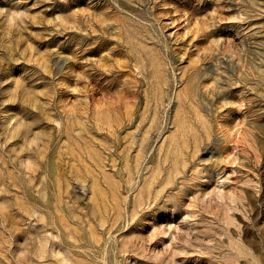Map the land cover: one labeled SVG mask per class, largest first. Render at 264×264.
Returning <instances> with one entry per match:
<instances>
[{"label": "rangeland", "instance_id": "obj_1", "mask_svg": "<svg viewBox=\"0 0 264 264\" xmlns=\"http://www.w3.org/2000/svg\"><path fill=\"white\" fill-rule=\"evenodd\" d=\"M0 264H264V0H0Z\"/></svg>", "mask_w": 264, "mask_h": 264}]
</instances>
